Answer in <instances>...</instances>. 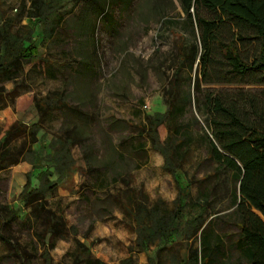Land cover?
<instances>
[{"label":"rangeland","instance_id":"obj_1","mask_svg":"<svg viewBox=\"0 0 264 264\" xmlns=\"http://www.w3.org/2000/svg\"><path fill=\"white\" fill-rule=\"evenodd\" d=\"M44 1L50 7L45 16L38 17L30 16V0H0V25L7 21L10 30L19 34L30 27L31 39L37 48L36 55L24 61L21 68L0 75V140L5 129L16 120L28 125L39 122L45 134L38 133L37 142L31 146L37 151L40 143L45 141L43 144L47 145L48 139L59 132L63 114L54 109L42 118L33 98L62 85L68 104L77 107L82 101L79 98L86 96L89 88L91 92L98 90L97 99L84 100V114L72 112L69 115L87 127L94 148L104 146L103 155L114 158V153L107 149L106 130L111 133L113 141L118 142L119 149L126 154L116 159L112 170L121 173L130 170V186L145 190L148 204H157L162 215L168 216L174 209L178 186H189V198L182 200L181 215L173 222L175 232L170 240L167 243L156 240L141 250L133 218L125 214L119 204V199H124L125 184L119 180L103 192L79 188L81 181L94 183L97 174L82 173L79 149L74 148L76 164L64 173L62 183L46 194L47 205L64 216L68 231L63 237L55 238L53 247L44 252L50 235L44 232L29 207L23 205L21 193L38 187L36 174L45 162L39 161L40 166L26 173L20 165L24 164L21 159L25 157L23 153L31 137L12 138L8 142L6 160L21 161L0 170V205L15 207L18 216L0 224V235L7 239L0 237V264H45V256L50 264H96L95 258L103 264H121L129 257L132 264H187L189 253L199 249L202 228L208 222L212 233L209 236L212 246L208 248L212 256L210 264L240 263L243 242L235 211L237 183L229 171L216 170V163L207 157L208 145L203 138L205 132L211 137L209 122L212 118L222 121L225 118L209 113L206 98L217 96L225 105H232L241 114L245 112L253 118L252 109H264V83L260 73L232 72L217 47L209 56L205 70L198 58L191 68L186 64L180 72V92L174 102L173 116L157 129L163 140L176 143L172 156L180 166L174 173L169 172L164 168L162 153L151 150V156L135 167L138 158L130 151V145L150 140L143 130L144 123H147V115L163 110L168 97L163 90L173 73L167 65L174 55L175 42L182 35L185 40L190 38L178 1L101 0L102 13L97 9L96 0ZM199 13L206 18L215 16L205 8ZM60 15L61 23L51 35L47 34L45 30L52 19ZM76 26L85 30L80 41L74 35ZM88 31L93 33L87 35ZM233 33L235 29L224 26L219 37L229 40ZM77 41L90 52L87 61L93 63L96 53L98 68L97 72H92L93 76L87 69L77 70L79 63L70 55ZM238 49L249 61L258 52L254 41L239 44ZM95 73L97 84L94 80L88 81L94 79ZM197 79L199 89L195 87ZM188 93L194 96L191 102H188ZM40 150L45 158L46 151ZM49 178L54 181L56 174ZM199 213L203 223L188 236L192 230L190 221ZM76 239L86 245L90 254L87 249H77Z\"/></svg>","mask_w":264,"mask_h":264},{"label":"trees","instance_id":"obj_2","mask_svg":"<svg viewBox=\"0 0 264 264\" xmlns=\"http://www.w3.org/2000/svg\"><path fill=\"white\" fill-rule=\"evenodd\" d=\"M30 1L32 6L30 16L43 17L46 15L50 7L49 3L44 0ZM177 1L185 14V23L189 27L190 38L185 40L182 35L181 39L175 42L174 55L167 65L173 69V73L168 81V86L163 90V94L168 95L165 99V111L147 115V123L143 127L151 140L152 147L164 156V168L171 173H174L175 168L180 166L175 163L172 156L176 149V143H171L167 139L161 140L157 129L159 125L171 120L173 116L174 102L180 92V72L186 64L191 68L195 59L198 58L199 64L205 70L209 56L217 47L220 54L227 59L232 72L241 75L249 71L259 72L261 82L264 83V0ZM95 2H97L98 11L102 13L104 10H102L101 0ZM201 8L212 11L215 16L210 18L201 16L199 13ZM61 20V15L54 17L45 32L51 35ZM9 25L10 23L7 21L0 25V40L2 42L0 75L21 68L24 61L31 59L37 53L35 43L31 39V28L29 27L27 32L19 34L12 32ZM224 26L235 29V33L229 40L219 37V32ZM25 41H28L29 44L24 45ZM251 41L256 42L258 52L249 61L243 58L238 45ZM195 87L199 89V79H197ZM187 99L188 102H191L194 100V96L191 97L188 93ZM33 102L42 118L51 110L62 111L60 147L55 148L52 144L53 152L48 154L49 159L54 163L56 172L61 174L65 167L71 163L72 146L82 144L90 137L87 127L77 123L69 115L72 112L84 113L78 107L68 104L63 89L49 90L40 97H34ZM206 105L211 115L217 113L225 118L224 121L212 118L209 122L211 137L205 132L203 138L208 145L207 157L216 163V170L229 171L237 183V188L234 191L235 211L239 218L240 237L243 242L242 260L238 264H264V109H252L254 113L251 118L245 112L241 114L236 107L225 105L217 96L207 97ZM66 107L67 109H65ZM40 128L39 122L28 125L23 121L16 120L5 129L3 139L0 140V170L21 160L29 161L33 168L40 166L38 164L39 149L35 151L31 147L38 140L37 134ZM25 135L31 137L27 150L23 153L25 157L21 160L7 161L9 140ZM84 156L88 159L87 153H84ZM51 174L52 171L48 168L40 170L37 174L40 185L34 190L21 193L23 205L29 207L30 213L37 221H40L44 232L50 235L51 240L46 244L44 252L53 247L55 238L63 237L68 231L64 216L47 205L46 194L55 187V184H51L48 178ZM119 180L126 186L124 199H119V204L123 212L133 218L141 250L147 249L156 240L167 243L175 232V228L172 226L173 222L180 218L182 200L189 198V186H178L174 209L166 216L161 214V209L157 204H148V195L142 188L136 189L130 186V171L117 174L112 179V183L116 184ZM4 210L7 211L3 212ZM17 216V209L0 205V224L8 223L10 219ZM202 223L201 213L193 217L190 221L193 231L191 230L188 236H192ZM210 227L211 223L208 222L202 228L201 245L199 249H194L189 253L187 264L211 263L212 256L208 251V248L212 246L209 237L212 234L209 231ZM0 237L7 240L3 235ZM75 241L78 250L87 249L82 241L79 239ZM87 252L90 254L89 249ZM44 259L45 264H50L47 256ZM95 262L103 264L98 258H95ZM121 264H132L131 257L122 260Z\"/></svg>","mask_w":264,"mask_h":264},{"label":"crops","instance_id":"obj_3","mask_svg":"<svg viewBox=\"0 0 264 264\" xmlns=\"http://www.w3.org/2000/svg\"><path fill=\"white\" fill-rule=\"evenodd\" d=\"M73 31H74V35L76 36V39L78 41H80V37L84 35L85 30L82 27L76 26V27H74ZM91 33H93V32L92 31L91 32L90 31L86 32L87 35H90ZM92 39L93 38H91L90 41H92ZM78 41L76 42V44H77L76 46L77 47L75 48V50L73 52L70 53L72 58H76L77 59V63H79V64H77L78 65L77 66V68H78L77 70L87 69L88 71L91 72V74H92V72H95V71L97 72V68H98L97 64H98V62H97V59H96V53H94L95 58H94L93 63L90 62V61H87L86 57L89 56L88 54H90V52L85 51V49H84L85 47H83L82 44L80 45V43ZM45 61H47V60H45ZM63 64L65 66L66 63H63ZM92 76H93V74H92ZM90 80H94V83H96L97 80H98L97 73L94 74V79H91V78L88 79V81H90ZM96 84H95V86H96ZM60 88L62 89V85L57 86V88L47 89L46 92L49 91V90L60 89ZM94 98H96V99L98 98V90H96L94 92H91L90 88H89L88 92H87V95L86 96H82L81 98H79V99H82V101H80V103H78V105H77L78 109L82 110V108L84 107L83 104L84 105L86 104L84 100L87 101L88 99H94ZM165 109H166V104L163 103V110H158L156 112H164ZM61 123H60V126H61ZM144 124L146 125V123H144ZM106 132H107V134H106L107 140L109 141L107 149L110 152L114 153V158L113 157H109V155H106V157H105V155H103V150H102L104 146L102 148L99 147V146L94 148V145L88 139L86 142L83 141L82 144H74L72 146V148H71V159H72L71 163H70L69 166L65 167L63 173L58 174L56 172L55 168H54V163L53 162L51 163V160L49 159L48 154L53 152V149L51 147L52 144L55 146V148L57 146H60V142H59L60 138H59V136H60L61 130L59 128V132H57V134L54 136V138L53 139L52 138L48 139L47 145L43 144L45 141L44 142L42 141L43 143L39 144V147H38L39 148V161L40 162L44 161L45 163H44V165H42L43 167L40 166L38 172L40 170L48 168L50 171H52L51 175H53L55 173L56 174V178H55L54 181L49 178L51 175L48 176V178H49V181H51V184H55L54 188L56 189V187L59 186L62 183L64 173L67 170L69 171L71 169V167H73V165L76 164V161H75V158H74V156L72 154V151H73L74 148H78L79 149V158H80L79 162H80V164L82 166V173L84 175H86V174L87 175H91V174H95V173L97 174L96 181L94 183L90 184L88 182L81 181V184L79 185V188H81L82 190L91 189V190H94V191H102V192L106 191V189L110 187V184H112V179L114 177H116L117 174H123V173L126 172L125 171V172L121 173V172H118L116 169L112 170V168H114L113 165H116V159H119L122 155H126V154L123 153L119 149L118 142L116 143L115 141H113V137H112L111 133L109 131H107V130H106ZM38 133L41 134L40 136L45 134V130H44L42 124H41V128H40ZM159 138L161 140H163L162 137H161V134H160ZM148 140L140 141V142H137V143H131V145H130V147H131L130 151L132 152V154L135 155V157L138 158V161L135 162L136 163L135 167L136 166H140L143 161L147 160V156L148 157L151 156V150H155L152 147L151 140H149V141ZM101 146H102V144H101ZM34 148L35 147H33V149ZM41 148H42V150L46 151L45 158H43L41 156V153H40L41 152V150H40ZM89 152H90V154H89ZM84 153H87L88 159L84 156ZM23 162H24V164L20 165V166H22L20 168L21 169H25L26 173L30 172L32 170V168H33L32 163H30L29 161H26V160H23ZM77 163H78V161H77ZM19 164H21V163H19ZM111 171L113 172L112 175H111V173H112ZM127 171H130V170H127ZM37 174H36V176H37ZM39 185H40V183H39ZM81 189L79 190V192L81 191ZM12 209H16V208L12 207Z\"/></svg>","mask_w":264,"mask_h":264},{"label":"built area","instance_id":"obj_4","mask_svg":"<svg viewBox=\"0 0 264 264\" xmlns=\"http://www.w3.org/2000/svg\"><path fill=\"white\" fill-rule=\"evenodd\" d=\"M144 107L146 108V107H147V105H144Z\"/></svg>","mask_w":264,"mask_h":264}]
</instances>
